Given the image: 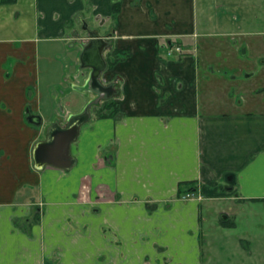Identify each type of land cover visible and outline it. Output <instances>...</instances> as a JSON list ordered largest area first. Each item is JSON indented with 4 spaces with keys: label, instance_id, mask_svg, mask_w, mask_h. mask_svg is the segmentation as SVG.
Here are the masks:
<instances>
[{
    "label": "crops",
    "instance_id": "0c3cea01",
    "mask_svg": "<svg viewBox=\"0 0 264 264\" xmlns=\"http://www.w3.org/2000/svg\"><path fill=\"white\" fill-rule=\"evenodd\" d=\"M252 1L257 27L264 0ZM246 4L239 10L247 11ZM237 6L233 0L0 3V264H249L255 254L252 264H264V237L257 235L253 250L250 232H234L241 205L264 203V55L252 62L246 51L264 40V31L245 30L253 25L246 16L230 18ZM82 39L103 47L100 92L89 88L93 70L86 60L82 66ZM87 106L89 119L70 146L75 165L36 169L35 144ZM87 184L97 206L93 219L111 213L134 256L121 257L114 246L113 261H95L89 250L104 245V234L70 232L68 220L83 219ZM185 190L195 197L182 202ZM220 199L223 210L215 214L209 204ZM136 218L142 233L130 224ZM216 239L236 259L215 261Z\"/></svg>",
    "mask_w": 264,
    "mask_h": 264
},
{
    "label": "rangeland",
    "instance_id": "374dc122",
    "mask_svg": "<svg viewBox=\"0 0 264 264\" xmlns=\"http://www.w3.org/2000/svg\"><path fill=\"white\" fill-rule=\"evenodd\" d=\"M235 2H239L240 6H237L238 10H236L235 7H233L234 9H231L230 11V18L237 16L239 18V22L243 20V18H246V22L253 24L252 26H249L248 28H246L245 30H253L252 32H261L264 31V23L263 24H258L256 27L255 24V14L259 13V11H256V9L254 8V3L252 0H233ZM245 9L247 11H243L239 10V8L241 9V5L245 4ZM90 14V13H89ZM87 18H88V15ZM91 16V15H89ZM246 16V17H245ZM92 18V17H91ZM249 19H252L253 21H249ZM92 20L90 18L86 19L85 22L87 23V25H90V22ZM86 25V26H87ZM86 28V27H85ZM234 29L236 28V25L234 26ZM79 30L80 32H85L83 31V29H81V26H79ZM86 30V29H85ZM91 29H87L85 36H91L90 33ZM95 33V32H93ZM96 36V34H95ZM258 41L252 42L250 44V46L248 47V49L246 50L248 52V58L251 60L250 57H256L257 54H263L264 55V40L261 38L257 39ZM84 40H79L78 44L83 45ZM245 50L244 46H242L241 51L243 52ZM252 61V60H251ZM253 62V61H252ZM258 83H262V80ZM102 110V109H101ZM98 111V110H95ZM99 196L101 195L103 199H107L108 195H106V192H104V189H99ZM89 185L87 184V186L83 187V193L80 195V201L82 203L81 206V212L83 214V219H80L79 217H73L72 219L68 220L69 226L71 227V233L73 234H80V238H82L83 234H86V232L88 231V234H92L94 233L96 235V238H98L99 233H103V242H104V247L101 246L99 249L97 250H93L92 252L89 250V255L91 256V258L93 257V260L95 261H103V262H109V261H113L114 260V253H112V249H114L115 247H119L120 249V253H121V257L122 256H126V255H130V253H128V247L124 248V244H129V241L126 240V237H120V239L118 238V234H117V230L116 228L118 227V224L116 225L114 223L113 217L111 218V213L110 215H105L104 219L101 220V216L98 214V219L96 222V219H93L95 217V215H97V211H96V205L94 204L95 202H93V199L89 198L90 196L89 193ZM202 193V192H201ZM198 194V192H197ZM201 195H197L196 199L200 198ZM195 197V193L191 192V190H185V192H183V194L179 195L178 200H181L182 202H187L188 200H192ZM217 203L219 204H209L211 205V207H214V209H211L213 211V213L217 214L219 210H223V203H225V201L223 199H220L217 201ZM109 208L112 206L111 204H108ZM216 206V207H215ZM86 209L83 211L82 208ZM104 207H106V205H104ZM40 209V208H39ZM99 209V207L97 208ZM123 210H126L123 208ZM239 212L242 213V219L241 222L238 226V229L236 231H234L235 233L241 235V232H250L249 234H247L250 238L249 241L251 242L250 247L254 250V248H256V242H255V238H257V235H262L264 237V203H249L246 205H241L239 207V209H237ZM107 210H104V214H106ZM111 211V210H110ZM204 215V214H203ZM217 219V217H216ZM214 218V220H216ZM102 221L103 226L100 227V223L99 221ZM127 221V220H126ZM31 221L29 220V223ZM97 223V224H96ZM252 223V224H251ZM127 224V222H126ZM130 224L135 225V228H139V230L141 231V233L143 232V220H137V218L131 222ZM120 227H122L121 225H119ZM125 228V227H124ZM135 229V230H136ZM218 231V230H217ZM223 231V230H222ZM219 234V233H218ZM88 235V236H90ZM220 235V234H219ZM77 236V235H76ZM101 238V237H99ZM238 238V237H237ZM101 240V239H100ZM219 240H214L213 243L215 245H217V256L215 257V261H232L234 259H236V256L234 254L231 253V250H227L228 248H221L220 247V242H218ZM144 243V242H143ZM146 245H148L149 243H145ZM144 244V245H145ZM138 245V244H137ZM140 245H138L139 247ZM60 254L59 252H55L52 253L53 257L52 259L55 260L56 262L59 261L58 258L56 257V255ZM253 254H255L253 252ZM260 255H262V252H259ZM131 255L134 256V254L132 253ZM256 255V254H255ZM255 255H253L252 257V262H250L249 264L255 263L254 257H256ZM238 256V255H237ZM137 258V257H136ZM126 259V258H125ZM123 259V260H125ZM94 261V262H95ZM102 263V262H101ZM94 264H97V262H95Z\"/></svg>",
    "mask_w": 264,
    "mask_h": 264
},
{
    "label": "water",
    "instance_id": "95a60500",
    "mask_svg": "<svg viewBox=\"0 0 264 264\" xmlns=\"http://www.w3.org/2000/svg\"><path fill=\"white\" fill-rule=\"evenodd\" d=\"M92 38L96 39L95 34ZM89 45H83L84 50L81 57V63L83 66L85 60L89 63L91 62L93 71L90 75L88 85L94 92H100L102 89H105L98 81L100 71L102 70L100 55L103 47H94V41H92ZM89 50L90 52L91 50H94V54L90 53L89 55V52L87 53ZM87 54L89 56H86ZM88 111L89 106H87L81 114L72 117L65 127L54 125L51 129H49L47 139L35 144L32 155L34 167L36 169L42 170L45 166H51L64 170H70L75 165L76 161L70 154V146L78 136L79 127L89 119ZM220 219L222 221H226L227 215L222 214Z\"/></svg>",
    "mask_w": 264,
    "mask_h": 264
},
{
    "label": "trees",
    "instance_id": "16d2710c",
    "mask_svg": "<svg viewBox=\"0 0 264 264\" xmlns=\"http://www.w3.org/2000/svg\"><path fill=\"white\" fill-rule=\"evenodd\" d=\"M13 0H1L0 3H11Z\"/></svg>",
    "mask_w": 264,
    "mask_h": 264
},
{
    "label": "built area",
    "instance_id": "2783aa9c",
    "mask_svg": "<svg viewBox=\"0 0 264 264\" xmlns=\"http://www.w3.org/2000/svg\"><path fill=\"white\" fill-rule=\"evenodd\" d=\"M175 52H178L179 53V52H181V49L179 47H176L175 48Z\"/></svg>",
    "mask_w": 264,
    "mask_h": 264
},
{
    "label": "flooded vegetation",
    "instance_id": "af4514ba",
    "mask_svg": "<svg viewBox=\"0 0 264 264\" xmlns=\"http://www.w3.org/2000/svg\"><path fill=\"white\" fill-rule=\"evenodd\" d=\"M0 1H1V0H0ZM94 47H96V48H97L98 46H97V45H95ZM93 51H94V50H91V53H92V54H94V53H93Z\"/></svg>",
    "mask_w": 264,
    "mask_h": 264
}]
</instances>
